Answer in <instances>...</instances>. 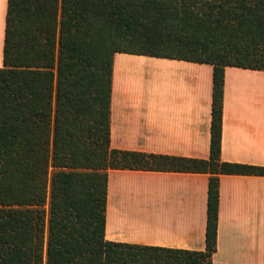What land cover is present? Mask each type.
Listing matches in <instances>:
<instances>
[{"label":"trees","instance_id":"1","mask_svg":"<svg viewBox=\"0 0 264 264\" xmlns=\"http://www.w3.org/2000/svg\"><path fill=\"white\" fill-rule=\"evenodd\" d=\"M115 53L212 65L208 159L110 147ZM264 71V0H7L0 66V264H213L224 68ZM208 173L205 249L104 238L107 173Z\"/></svg>","mask_w":264,"mask_h":264},{"label":"crops","instance_id":"2","mask_svg":"<svg viewBox=\"0 0 264 264\" xmlns=\"http://www.w3.org/2000/svg\"><path fill=\"white\" fill-rule=\"evenodd\" d=\"M7 0H0V66ZM213 67L115 53L110 147L208 159ZM220 158L264 166V71L226 66ZM208 173L109 169L104 238L205 249ZM213 264H264V175L220 174Z\"/></svg>","mask_w":264,"mask_h":264}]
</instances>
